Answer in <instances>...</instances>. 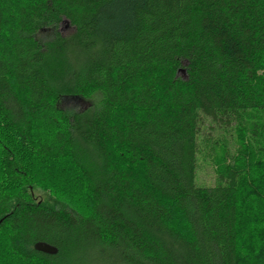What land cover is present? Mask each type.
<instances>
[{
    "label": "trees",
    "instance_id": "trees-1",
    "mask_svg": "<svg viewBox=\"0 0 264 264\" xmlns=\"http://www.w3.org/2000/svg\"><path fill=\"white\" fill-rule=\"evenodd\" d=\"M0 264H264V0H0Z\"/></svg>",
    "mask_w": 264,
    "mask_h": 264
},
{
    "label": "rangeland",
    "instance_id": "rangeland-1",
    "mask_svg": "<svg viewBox=\"0 0 264 264\" xmlns=\"http://www.w3.org/2000/svg\"><path fill=\"white\" fill-rule=\"evenodd\" d=\"M61 30L64 34H69L73 31L72 25L68 21H63L61 23ZM87 101H78L76 99H68L66 106L77 109L83 108L87 105ZM76 105V107L74 106ZM210 121L205 122V126L202 130V139L206 136L218 137L225 136L226 131L224 128H215L214 130L209 129ZM205 145V144H204ZM206 146V145H205ZM215 163L212 157L207 156L206 153L200 152L198 154V169H197V182L202 186H212L216 183L217 174L215 171Z\"/></svg>",
    "mask_w": 264,
    "mask_h": 264
},
{
    "label": "water",
    "instance_id": "water-1",
    "mask_svg": "<svg viewBox=\"0 0 264 264\" xmlns=\"http://www.w3.org/2000/svg\"><path fill=\"white\" fill-rule=\"evenodd\" d=\"M36 248L40 251L47 252V253H54L57 249L47 243H38Z\"/></svg>",
    "mask_w": 264,
    "mask_h": 264
}]
</instances>
